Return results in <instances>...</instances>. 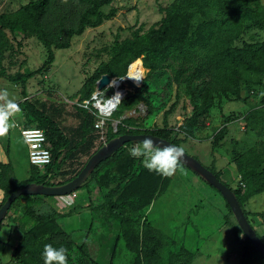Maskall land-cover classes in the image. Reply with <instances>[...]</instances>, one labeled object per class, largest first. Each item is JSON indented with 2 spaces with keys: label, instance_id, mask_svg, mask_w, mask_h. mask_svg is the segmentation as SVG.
Returning <instances> with one entry per match:
<instances>
[{
  "label": "trees",
  "instance_id": "1",
  "mask_svg": "<svg viewBox=\"0 0 264 264\" xmlns=\"http://www.w3.org/2000/svg\"><path fill=\"white\" fill-rule=\"evenodd\" d=\"M78 1L84 3L85 7L77 24L68 30V38L65 41L51 39L46 29L45 17L51 0H31L14 12L0 14V62L3 52L9 46L6 30L14 32L22 29L24 34L36 36L47 50L46 60L35 70L10 75L2 69L0 76L7 77L13 83H21L24 96H27L26 87L30 78L52 69L55 61L54 47L69 48L71 38L83 34L87 28L101 25L116 14L114 9L109 13L103 10L115 0ZM164 11L165 16L147 31L140 33L139 29L135 30L132 37L122 40H119L118 36L116 37L115 45L111 50L112 57L85 79L84 85L77 95V100L78 102L89 100L90 103H93L92 94L96 91L97 81L103 74H109L116 78L124 77L130 64L142 55H144V65L150 68L145 81L150 79L153 71L166 66L170 68L174 60L182 58L185 63L182 67L184 69L175 75L171 73V80L167 78L168 86L166 85V87L172 90L173 84L178 89L183 85L184 89L182 87L180 90L187 95L193 108V114L187 125L180 130L169 125L166 115L163 127L152 129L127 128V125L131 124L129 123L130 117L127 116L120 120L117 130L114 131L109 119L106 124V141L125 133H152L180 146L185 137L194 136L199 124L201 125L200 121L204 120L214 106L216 94L232 96L235 101H246L247 98L241 94L243 84H254L253 86L264 90V40L247 43L244 46L236 45V41L241 39L246 31L264 30V4L261 0H174ZM61 30L64 31L62 28ZM131 66L140 70V81L145 71L141 59L136 60ZM187 66H193L192 70L189 71ZM246 73L258 74L259 78L256 80ZM156 91L148 92V86H140L134 92H129L121 100L122 102H119L121 104L117 105L119 111H115L112 116L122 115L124 110L129 111L142 102L146 104L151 113L161 110L162 105L154 104ZM179 97L180 94L177 92L176 101ZM24 103L29 125L39 127L46 133L52 153V162L44 167L46 173H41L36 167H32L30 177L22 181L15 177L12 163L0 162V188L5 194L3 201L0 202V207L13 191L24 184L34 182L56 185L73 179L86 164L84 156L92 155L97 147L96 132L101 131L95 127L97 109L93 105L91 109L96 114L89 112L90 110L87 109L89 107L76 106L83 119L80 120L79 127L75 130L79 138L73 139L66 133V128L60 125L61 121L53 117L49 110L45 112L37 103L34 104L28 100H25ZM174 108L173 104L167 113L171 114ZM90 114L92 118H90ZM224 119L226 122L230 121L229 115H224ZM244 119L252 131L263 137L264 95L260 106L247 113ZM228 132L227 126L219 130L216 134L217 139L213 143L214 148L222 146L221 142ZM136 143L141 142H127L120 147L112 156L101 162L82 185L90 193V184L96 182L105 191L102 196L104 197L103 201L96 204L91 203V209L96 213L101 211L105 216H114L119 219L122 234L130 235V241L136 246L137 252L148 247L145 256L131 255L137 262L136 264H150L155 260L158 261L157 264H194L195 254L189 256L188 263L184 261L185 256L180 254L171 257L167 263H163L161 260L162 257L159 254L161 243L155 238L156 235L150 233L151 225L148 218L145 217L147 210L145 208L153 202L157 194L165 192V187L169 183L162 178V175L145 168L141 163V158L130 157L129 154L125 159L123 158L128 146L133 147ZM234 153L241 183L239 187L233 189L245 215L249 218L251 213L245 209L244 203L250 197L264 192V150L256 145L245 152L235 151ZM71 160H77L76 165H69L72 174L68 177H59L63 172L70 171L67 170L68 167L65 169L64 166ZM111 162H114L117 167L114 165L112 171L104 168ZM182 164L186 166L180 160L178 165ZM80 165L83 166L79 169ZM118 170L122 172V175ZM211 170L222 180L220 172L215 168ZM54 176L62 179L56 183L52 182ZM111 182L112 184L107 187L106 183ZM138 185L141 187L139 188ZM243 186L246 188L242 194ZM135 187L138 188V191L129 195L126 189ZM48 197L53 196L29 194L18 197L10 206L6 217L1 221L0 235L5 228L19 234L18 241L13 248V261L20 264H44L41 256L43 247L45 244H52L55 247L63 246L68 250V264H101L97 251L91 252L87 239L77 242L76 238H72L70 233L65 232L64 226L62 227L59 222V219L65 214L59 212L47 200ZM142 219L143 226L148 228L143 233L147 239L143 244L140 242L142 240L140 228L134 227L135 223ZM234 220L235 224L232 226L236 233L235 240L241 243L239 245L244 251L237 253L233 264H264V255L243 233L236 218ZM149 243L152 244L149 245ZM11 262L12 260L3 262L0 259V264H11ZM103 264H107V262Z\"/></svg>",
  "mask_w": 264,
  "mask_h": 264
},
{
  "label": "rangeland",
  "instance_id": "2",
  "mask_svg": "<svg viewBox=\"0 0 264 264\" xmlns=\"http://www.w3.org/2000/svg\"><path fill=\"white\" fill-rule=\"evenodd\" d=\"M30 1L0 0V14L14 12ZM173 1H113L112 4L103 9L106 13L113 9L116 11V14L111 19L105 20L97 27L87 28L83 34L71 38V46L69 48L59 49L54 47L55 61L52 69L46 73H38L27 81V97H22L23 88L20 83L15 85L7 77L0 76V109L6 108L8 101L11 100L20 110H18L19 112L15 111L12 116L8 117V130L4 132V136L0 135L2 140L11 139L12 146L9 145L7 148L9 154L7 157L16 166L15 171L18 178H27L31 174L32 167H36L41 173H46L44 168L31 165L26 143L20 129L15 125L14 119H17L20 120L17 122L21 123L22 126H30L28 115L25 114V103L23 100L35 102L45 112L49 110L53 117L63 121L65 125L74 124V127H77L78 122L83 118L76 106L86 107L84 101L77 103L79 90L84 85L87 77L91 76L102 63L110 60L112 57L111 50L115 45L116 37L118 36V39L122 40L132 37V33L135 30L139 29L140 33L147 31L165 16L164 9ZM261 1L264 4V0ZM84 7L85 4L79 3L78 0H51L45 17L49 37L56 41H65L68 38V30L77 24ZM6 36L9 39V46H7L2 55L0 74L2 69L10 75L35 70L46 60L47 50L36 36L26 35L22 29L14 32L6 30ZM262 40H264V30L253 29L246 31L242 38L236 41V45L244 46L247 43ZM143 57L144 55L139 57L145 69L143 77L138 82L139 87L148 86V92L153 93L157 90L154 104L162 105L161 110L151 113L145 105H143L145 110H141V112L139 107L136 111V107L129 111L124 110L125 114L110 117V123L113 125L112 129L114 130L118 126V121L127 116L130 117L129 123H131L127 125V128L152 129L163 127L166 115L168 116L169 125L174 129L178 128L180 130L189 122L193 114V108L187 95L180 90L183 85L178 89L172 83V90L171 88L167 89L166 85L167 78H170L171 73L175 75L181 69H184L182 68L184 67L183 64H185L184 60L182 58L176 59L170 68L166 66L163 69L153 71L150 79L145 81L150 68L144 65ZM187 67L191 71L193 66ZM246 75L256 78V80L259 78L258 74L246 73ZM253 85L243 84L242 86L241 94L247 98L246 101H235L232 96L231 98L216 94L214 106L204 120L200 121L201 125L199 124L194 136L185 137L180 143V146L185 151L198 158L205 166H212L216 171L220 172L222 180L227 184L230 182L226 179H229L231 175H237L235 151L245 152L256 145L264 150V135L261 137L252 131L244 119L247 113L260 106V101L264 95L263 88ZM106 88L107 86H104L98 90L96 86V91H99L100 97L104 95ZM123 89L125 90V96H127L129 92H134L137 88L124 84ZM177 92L180 97L176 101ZM92 104H87L89 112H92ZM173 104L175 105L174 110L171 114L167 113V110ZM223 110H225L226 114ZM93 114H96V112ZM224 115H229L230 121L226 122ZM90 118H92V115ZM106 126L105 128H98L101 131L98 130L96 132L97 147L94 152L106 141ZM225 126L228 127L229 132L222 140V146L214 148L213 143L217 139L216 134ZM65 131L73 139L79 138L70 130L67 129ZM136 145L138 144L136 143ZM131 148L132 146H128L124 152V159L127 154L130 155ZM90 156H84L86 163ZM130 157L132 156L130 155ZM76 164L77 160H71L64 168L67 169L66 167H68L67 170H70L69 165L74 166ZM114 165L117 167L114 162H111L109 165H105L104 168L111 170ZM82 166L80 165L79 169ZM118 171L122 175V172ZM71 174L72 169L68 172H63L59 177H68ZM59 177L54 176L52 182L56 183L62 179ZM162 178L169 183L168 187H165V192L157 194L153 202L145 208L147 209L145 217L148 218L151 225L149 228L150 233L156 235L155 238L161 243L159 254L162 257V262L167 263L171 257L180 254L185 256L184 261L188 263L189 256L195 254L194 264H233L237 253H242L244 250L239 245L241 243L235 240L236 233L234 226H232L235 224V217L221 192L199 174L195 173L193 169L183 164L178 165L177 171L173 175H162ZM103 179L104 176L102 177ZM237 181H233V183L237 182L235 189L239 187L241 177ZM111 184L112 182L106 183L107 187ZM138 187L140 188L141 186L138 185ZM161 187L163 188V185ZM243 188L242 194L246 187L243 186ZM90 190L92 196H95V203L103 201L104 197L102 196L105 191L96 182L90 184ZM126 190L131 195L137 192L138 188ZM77 193L76 205L84 204L88 196L86 187L79 188ZM244 207L250 211L249 221L264 241V192L250 197L244 203ZM91 211H83L88 220L93 223L91 227H88V222H81L76 217H73L75 215L74 212L72 215L62 216L63 224L61 225L62 227L64 226L65 232L70 233L72 238H76L77 242L87 239L91 252L94 251L95 253L97 251L98 260L101 264L105 262L107 264H136L137 262L132 257L133 254L142 256L147 254L148 247L137 252L136 246L130 241V235L124 236L122 234L119 219L114 216H105L101 211L100 213H96L92 209ZM134 227L140 228V233H142L140 242L143 244L147 240L143 233L145 229H148L143 226V219L140 222H136ZM0 237L4 239V241L0 239V259L3 262L12 260L11 264H20L13 261L12 258L13 248L18 241L19 234L10 232L9 228H5L1 232ZM240 237L243 240L242 235ZM150 249H152V246H150ZM157 263L158 261L156 260L150 262V264Z\"/></svg>",
  "mask_w": 264,
  "mask_h": 264
},
{
  "label": "water",
  "instance_id": "3",
  "mask_svg": "<svg viewBox=\"0 0 264 264\" xmlns=\"http://www.w3.org/2000/svg\"><path fill=\"white\" fill-rule=\"evenodd\" d=\"M129 73V71H128ZM112 80L109 74H104L98 84V89L108 86ZM123 81L132 88H138L139 83L127 74L123 77ZM110 89L106 90V95H109ZM150 136L154 139L156 145L164 146L166 144L175 145L169 140L152 133H138V134H122L109 140L103 144L95 153L91 155L82 170L70 181L63 184L46 185L38 183H27L15 191H13L0 207V223L6 217L12 203L22 195H46V196H61L68 195L79 188L85 183L91 172L105 159L112 156L120 147L124 146L127 142H142L146 137ZM189 168L193 169L195 173L199 174L203 179L216 187L226 199L227 203L232 209L234 217L236 218L240 228L253 245L264 255V241L255 231V228L245 215L243 208L237 198V195L230 186L220 180L217 175L208 167H206L198 158L190 155L184 150L182 160Z\"/></svg>",
  "mask_w": 264,
  "mask_h": 264
},
{
  "label": "clouds",
  "instance_id": "4",
  "mask_svg": "<svg viewBox=\"0 0 264 264\" xmlns=\"http://www.w3.org/2000/svg\"><path fill=\"white\" fill-rule=\"evenodd\" d=\"M129 68H128V71H129ZM120 79H123V77H121ZM98 84L99 82L96 85L97 87H98ZM124 84L126 83L124 82ZM124 84L122 85V89H123ZM107 89H110V93L109 95H106V91H105L104 97H100L103 100H107V98L113 95L114 87L109 84L106 90ZM95 92H99V91H95ZM95 94L97 93H94L93 96ZM125 97L126 96L124 95V98ZM141 104L142 106H140ZM143 105L147 107L146 104L142 102L136 107L135 111L138 110V107L140 109V112L141 110H145ZM16 107H17L16 104L13 101L9 100L6 108L0 109V133L6 132L8 130V127H9L8 117L12 114V109H15ZM117 109L112 110L113 111L112 114ZM112 114L109 116L107 120L110 119ZM119 122L120 121H118V123ZM106 124L104 125L103 128H105ZM175 129H178V128H175ZM116 130H117V127L114 129V131ZM117 136H120V135H117ZM107 142L108 141H106L105 143ZM130 155L136 158H142L141 162L143 163L144 167L147 168L149 171H154L157 174H160L163 176H171L177 171L178 163L180 160H182L183 155H184V149L178 145H170V144H166L164 146L156 145L152 137L146 136L142 140L141 143H139L136 146H133L130 149ZM74 193H77V190L70 194L72 195ZM41 256L43 258L44 264H68L69 252L63 246L55 247L52 244H45L43 247Z\"/></svg>",
  "mask_w": 264,
  "mask_h": 264
},
{
  "label": "crops",
  "instance_id": "5",
  "mask_svg": "<svg viewBox=\"0 0 264 264\" xmlns=\"http://www.w3.org/2000/svg\"><path fill=\"white\" fill-rule=\"evenodd\" d=\"M9 80V79H8ZM10 81V80H9ZM12 82V81H11ZM15 85H17L18 83H13ZM21 84V83H20ZM22 97H27V96H24L23 93H22ZM24 102V100H23ZM34 104H36L35 102H33ZM77 103H80V102H77ZM17 106V105H16ZM18 107V106H17ZM13 110V109H12ZM19 107L17 110H15L16 112H19ZM15 111H12V114L15 113ZM223 112L226 114L225 110H223ZM12 114L10 116H12ZM25 114L27 115V112H26V109H25ZM21 115H22V112H21ZM79 118V117H78ZM15 120V125L20 129L23 128V127H26V126H22L21 123L17 122V121H20V120H17V119H14ZM59 120V119H58ZM80 120V119H78ZM80 122V121H79ZM79 122H78V125L77 127L79 126ZM60 125L64 126L66 129L65 130H70V132H72L73 134L77 135L78 136V133L76 134L75 130L77 127H74V124L72 125H65L63 121L60 122ZM0 135H3L4 136V132L1 133ZM22 135V134H21ZM23 137V136H22ZM26 143V142H25ZM4 144H5V147H4ZM12 146L11 145V139L8 138V139H4L2 140L1 139V136H0V162L2 163H12L11 159H9L7 156H9L8 152H7V148L8 146ZM27 146V144H26ZM96 149V147H95ZM94 149V150H95ZM25 151H26V148H25ZM27 154L29 156V153H28V146H27ZM16 164V163H15ZM32 165V164H31ZM12 166H13V170L15 171L16 169V166L13 165L12 163ZM34 166V165H32ZM237 172V175L236 176H230L229 179H226L229 183V185L235 189L236 187V183L238 182L237 180H239V176L240 174L238 173V171L236 170ZM31 174H29V176L27 178H24V179H20L17 177L16 175V171H15V177L19 180V181H22V180H25V179H28L30 177ZM233 181H237L236 183H233ZM88 196H87V199L86 201L84 202V204H79V205H76L77 201H76V198L78 197V193H75V194H69V195H61V196H53V197H48L47 200L53 204V206L59 211L61 212L62 214H70L72 215L73 212L75 213V215L73 217H76V219L81 222H88L89 226L88 227H91L92 226V222H90L88 220V218L86 217V215H84L83 211H87V212H90L91 211V203H95L94 199H95V196H92V193L90 192H87ZM4 191L0 188V202L3 201L4 199ZM96 204V203H95ZM92 212V211H91ZM72 217V218H73ZM62 219H59V222L61 224H63V220L61 221ZM69 223V222H68ZM65 225L67 226V224L65 223ZM87 227V228H88ZM82 232V231H81Z\"/></svg>",
  "mask_w": 264,
  "mask_h": 264
},
{
  "label": "built area",
  "instance_id": "6",
  "mask_svg": "<svg viewBox=\"0 0 264 264\" xmlns=\"http://www.w3.org/2000/svg\"><path fill=\"white\" fill-rule=\"evenodd\" d=\"M99 94L100 93L97 92V94L91 97V99H94L92 105L97 109L95 127L103 128L113 111H110L109 113H104L101 111L99 104L106 102V100L101 99ZM87 104L90 105L89 100L84 101V105L89 107ZM17 109L18 107L12 111ZM21 134L28 146L30 163L41 168L49 165L52 162V153L45 131L36 126H26L21 129Z\"/></svg>",
  "mask_w": 264,
  "mask_h": 264
},
{
  "label": "bare ground",
  "instance_id": "7",
  "mask_svg": "<svg viewBox=\"0 0 264 264\" xmlns=\"http://www.w3.org/2000/svg\"><path fill=\"white\" fill-rule=\"evenodd\" d=\"M128 74L129 77L139 82L140 70L137 67L131 66L129 68ZM123 83V79L112 77L110 85L114 87V94L110 98H107L106 102H102L99 104L102 112L109 113L110 111L116 109L119 102L123 100L125 95V91L122 89Z\"/></svg>",
  "mask_w": 264,
  "mask_h": 264
}]
</instances>
